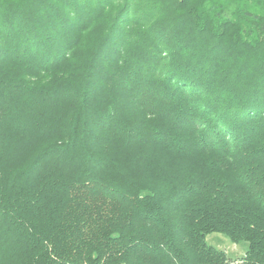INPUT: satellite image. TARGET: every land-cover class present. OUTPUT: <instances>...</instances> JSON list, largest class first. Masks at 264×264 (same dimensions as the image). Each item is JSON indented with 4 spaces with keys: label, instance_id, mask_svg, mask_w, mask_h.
<instances>
[{
    "label": "trees",
    "instance_id": "16d2710c",
    "mask_svg": "<svg viewBox=\"0 0 264 264\" xmlns=\"http://www.w3.org/2000/svg\"><path fill=\"white\" fill-rule=\"evenodd\" d=\"M264 264V0H0V264Z\"/></svg>",
    "mask_w": 264,
    "mask_h": 264
},
{
    "label": "rangeland",
    "instance_id": "374dc122",
    "mask_svg": "<svg viewBox=\"0 0 264 264\" xmlns=\"http://www.w3.org/2000/svg\"><path fill=\"white\" fill-rule=\"evenodd\" d=\"M207 243L217 249L225 251L230 259L234 260L233 264H239L240 258L245 255L249 247L245 241L235 244L227 236L219 233L208 235Z\"/></svg>",
    "mask_w": 264,
    "mask_h": 264
}]
</instances>
